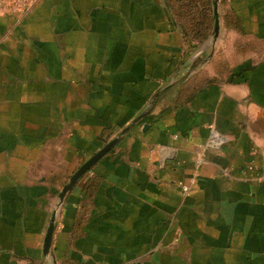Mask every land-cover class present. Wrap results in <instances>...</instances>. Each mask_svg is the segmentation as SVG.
I'll return each instance as SVG.
<instances>
[{
    "label": "crops",
    "instance_id": "crops-1",
    "mask_svg": "<svg viewBox=\"0 0 264 264\" xmlns=\"http://www.w3.org/2000/svg\"><path fill=\"white\" fill-rule=\"evenodd\" d=\"M219 3L195 48L166 0H0V264H264V0Z\"/></svg>",
    "mask_w": 264,
    "mask_h": 264
},
{
    "label": "trees",
    "instance_id": "trees-1",
    "mask_svg": "<svg viewBox=\"0 0 264 264\" xmlns=\"http://www.w3.org/2000/svg\"><path fill=\"white\" fill-rule=\"evenodd\" d=\"M174 24L185 38L197 48L204 43L214 28L212 0H166Z\"/></svg>",
    "mask_w": 264,
    "mask_h": 264
},
{
    "label": "water",
    "instance_id": "water-1",
    "mask_svg": "<svg viewBox=\"0 0 264 264\" xmlns=\"http://www.w3.org/2000/svg\"><path fill=\"white\" fill-rule=\"evenodd\" d=\"M213 12H214V28L212 32L213 42L215 43L220 35L221 30V13L219 0H212ZM144 114L136 117L128 126H126L115 138L106 143L100 150L89 157L70 177L69 181L64 185L62 191L59 194V204L64 201L67 193L74 187L76 182L87 172L90 168L99 161L108 151L114 147L124 134H126L142 117ZM57 217V211H54L50 220L48 231L46 234L44 251L48 253L54 234L55 222Z\"/></svg>",
    "mask_w": 264,
    "mask_h": 264
},
{
    "label": "built area",
    "instance_id": "built-area-1",
    "mask_svg": "<svg viewBox=\"0 0 264 264\" xmlns=\"http://www.w3.org/2000/svg\"><path fill=\"white\" fill-rule=\"evenodd\" d=\"M37 0H6L7 3L12 7L13 11L23 15L28 13L34 7Z\"/></svg>",
    "mask_w": 264,
    "mask_h": 264
}]
</instances>
